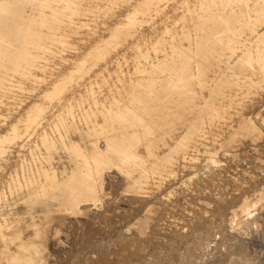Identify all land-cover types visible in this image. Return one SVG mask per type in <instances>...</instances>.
Wrapping results in <instances>:
<instances>
[{
  "label": "rangeland",
  "instance_id": "obj_1",
  "mask_svg": "<svg viewBox=\"0 0 264 264\" xmlns=\"http://www.w3.org/2000/svg\"><path fill=\"white\" fill-rule=\"evenodd\" d=\"M200 1L201 0H158V1L154 0L153 3L151 4L152 5L151 11H152L153 17L147 24L148 27L147 26L132 27L131 29L135 33L133 34L134 37H132L131 41H129L128 43L125 42L124 45L113 47L112 52L105 59L99 60L100 62L96 60L90 62V64L96 65L92 72V75L88 76V78H86L79 85H77L75 90H73L70 93L71 95L70 94L67 95V98L73 95H76L79 98L88 97L87 85L89 81L93 79V77L97 76L96 72L105 71L106 76H103V79L107 81V87L101 92V94H99L96 97L97 105L94 104L89 107L92 109H94L95 107L96 109V110L94 109V111L92 110L93 112L91 115L94 118H92L91 121L85 120L86 118L84 117V111L81 110L80 113H82V115H80L78 118H81L84 121H81V119H78V120L80 121L82 128H80L81 125H78L80 123L77 124L78 121L73 120L72 118L69 120V123H68L69 125L67 124L60 128L64 134L63 142L58 143L61 145L57 144L60 148L57 146L55 148L56 152L54 149L51 151V153L49 152L51 154L50 156L51 160L48 159L49 158L48 156L50 155L49 153L48 155L47 153H44L43 154L44 156L42 155L41 157L37 151H34L33 153V152H30L32 150L22 149L19 145L15 144L12 141L11 138L13 137H11V135L14 136V131L18 130L19 136L21 138L15 142L21 143L23 142L22 138L25 137L24 133H25V129L27 126L28 127L32 126V128L34 129L35 128L36 129L37 128H47L49 126L50 127L53 126V128H56L57 125L53 121L48 120L47 114H45V118L47 122L46 120H44L38 123H31L30 117L32 113L34 112L33 106L35 104L37 105V104L45 103L47 105L49 103L52 105V107L48 109V113L57 112V111H59L60 113H65L67 111L66 109L64 110L63 109L64 107L61 105V103H64L67 98L64 96L63 97L64 100H62L61 102L60 100L54 99V95H53L54 93H50L48 92V90L50 88L52 89L55 87L54 83L57 79V76H59L62 73L71 74L74 69H76L80 64L83 63V61L85 60L84 58L89 51L94 50L97 47H99L101 44H104L105 42H107L108 38L112 35L115 28L117 27L123 28L125 21L127 20L126 19L128 16L127 14H129V10H130L129 6H131L132 3H129V0H91L89 1L88 2L89 11L87 12V15L85 17H82V21L80 22L81 25H78L77 24L78 22H76V24H73L71 27L70 26L65 27L66 29H69L70 35L71 36L73 35L71 37L72 44H73L72 48L65 51L62 55L65 59L61 57H58L56 59H47V58H50L51 55L46 52L41 53L42 52L41 51L39 52L40 58L35 63L36 66L32 68V73L35 76L34 75L31 76V78L29 79V78L23 77L21 73L14 72V71L10 72V75H9L10 78L8 77L10 81L6 82L7 89L6 91H4L5 93L3 94V96H2V93H0V113H1L0 114V126H2L0 127V168H1L0 169V179L1 177L3 179L6 176H13V174H14L13 177L16 179V176L20 172H22L20 174L21 175L23 174V176H27V178H30L32 176L30 178L31 180H34V181L35 179L38 180L37 179L38 177H39V180L36 183L37 185L35 187L30 188V189L26 187V189L24 188L25 189L24 191V189L21 188L20 185H18V183L15 182V179L12 177V179L14 180V184L16 183L15 184L16 187L12 191L14 194L11 192L12 194L11 196H10V193L9 195H7L9 197L8 200H5L4 198L0 199V219L2 218V214L9 215L10 213H12L11 210L14 207L12 205V201H14L15 199L19 200L18 204L16 205V208L13 209L15 210L14 212H16L15 214L18 215L17 216L18 219L16 223H12L11 228L0 231V246L3 245V242H4L3 232L5 231L6 234H14V229L17 228L19 233H23L24 237L26 238V241L28 240L29 242V240L30 241L35 240L37 243H40L42 245L45 244V246H47V251L45 253V261L42 264H85V263L101 264L102 259H104L103 260V262L105 261L104 263L109 262V264H119V263L120 264H127V263L130 264L129 262H131L132 264L134 263L135 264L136 263L137 264L138 263L139 264H155V261L157 262L156 264H163L165 261L166 263L164 264H172L173 262H175L173 264H190V263L200 264L201 262H203L201 264H205V263L206 264H210V263L211 264H264V200H262L264 199V134H261V132L264 133V67H262L263 64L261 62V59H260V71L254 68V66L250 69L251 71L254 70L253 71L254 74L252 73L253 75L251 79L252 85L250 86L249 96H247V98L245 99H242V97H240L239 99L241 101L240 102L241 104L236 105L232 109L229 110V115H228L229 118H228V121H226V124L223 122L221 124L222 128L221 127L216 128L218 129V131L216 130L215 133L217 132L216 134L218 135V137H214L215 139H212L213 136H208V138H205L203 140L202 144L198 143L200 144L198 145L197 143H190L192 137H194V134H190V136H188L189 139L188 137L185 139L183 138V136H185L189 130L199 127L197 112L192 111L191 115L190 114L187 115L186 118L184 119L181 118V116L187 114V111L183 107L182 94L177 89L173 91L168 90V86L166 88H163L165 85L169 84V80L165 79L167 78V75L169 76V74L161 73L160 67H163L165 65L175 66L176 64L171 63V61L164 60V55L162 53V49L164 46H162V48L160 49L161 52H158L155 55H154L155 51H152L150 53L151 56L149 55V59L141 58L142 51H147L150 48V46L152 47V43H156L157 42L156 40H160L162 39V37H164L163 35L165 34H162V33H164L165 31L164 29L170 25L171 17L172 18L180 17L181 14L185 12L184 10H187L189 5L190 6L193 5L194 2H196L197 10L199 9L200 11H207L206 8H201L199 6ZM117 10L120 12H118ZM157 10H162V11L158 12ZM122 11L124 12L122 13ZM222 12L225 13V11H222ZM251 16H254V14H251ZM108 17H110L111 20H109ZM157 18H159V20ZM112 20H116V22ZM110 21L112 22L110 23ZM162 25L165 27H163ZM77 26H78V29L76 30V33L74 32L72 33V30L76 28ZM144 30L148 32L146 33ZM82 32H86V33H82ZM82 35H84L85 37H82ZM142 37L147 38V39L149 38L151 41V44L148 42V44L146 45V42L144 39H142ZM176 38L177 39L173 41L175 45H178L179 47H183V48H188L189 42H187V40H185L183 37H180V36H177ZM164 49H166V52L168 53L172 51L171 46L169 45H167V47H165ZM73 51L77 54H75ZM225 51H226V58L229 59L231 52H229V50H225ZM133 55L135 57H139V59H135ZM71 56H74V58H72ZM151 59H154V60H151ZM209 59L214 60V58H209ZM139 66H145L147 67V70L145 72L140 71ZM66 67L67 69H65ZM152 84H155L157 88L155 89L148 88ZM142 86L145 88L139 89ZM40 91L42 93H40ZM246 91L247 90L243 87L241 89L239 88L237 91H234V94L235 95H238V93L243 94ZM207 94L208 92H203L204 96ZM50 97H52L54 100L52 101ZM100 98H101V102H100ZM30 99L33 101H31ZM248 99H251V100L249 101ZM253 99H255L254 102H253ZM57 101H59V103ZM27 102L29 104H27ZM110 102L112 103L116 102V103L112 104ZM248 103L250 105H248ZM111 105L115 107L113 108ZM247 105H248V108H247ZM58 106L60 110H58ZM22 107L24 108L27 107V108L24 109ZM96 107L98 108V110ZM111 107L112 109L117 110L115 112H118V109L120 110V112H123V113L118 112L117 115L126 114V113L135 115L140 112L139 116H142V122L141 121L136 122L133 120L131 122L124 123L121 120L116 119L113 123H110L109 121H107V117H110V114L112 113ZM235 107H236V110H235ZM19 110H23V111L21 112ZM193 112H194V115H193ZM248 112L249 113L252 112V114L251 113L248 114ZM95 113L97 114L95 115ZM78 115H79V112H78ZM246 115H251L255 118L257 117L255 121L261 131L260 139L259 137L253 136L251 134L247 135L245 133L244 135L243 134L237 135L235 139H233L234 141L228 143L229 137L232 136V133L236 130V128L240 126L242 119ZM139 116H138V119H140ZM45 122L47 123V125ZM71 122H72V125L76 127L71 126ZM85 122H87V124ZM150 122L151 124H149ZM235 123H238L237 126ZM5 125H8L9 129ZM67 126H68V129H70L71 133L70 131L67 132L68 130ZM4 127H6L7 129ZM100 127H102L101 129L104 132L99 129ZM108 127H109V130H108ZM1 128H3L2 129L3 131H1ZM78 128L80 129L78 130ZM104 128H106L108 131L106 132ZM4 129H6L5 132H4ZM81 129L82 131L80 132ZM96 129H97V132H96ZM156 129H159V130H156ZM231 129L232 131H230ZM91 130L92 131L94 130L93 131L95 134L94 136ZM85 131L86 132L88 131L87 133H90V134H85ZM109 131L111 133H109ZM150 131L151 133L149 134L148 132ZM227 132H230V133L228 134ZM66 133H68V135ZM103 133L105 135H103ZM218 133H220V135ZM98 135L102 136V138L100 139V136L98 137ZM124 135H127V137L126 138L122 137ZM246 135L247 137L249 136L248 139ZM82 137H84V139H82ZM53 138L58 139V137H53ZM254 138L259 139V141L255 140ZM65 139L68 142L65 141ZM113 139H119L117 142V145L119 148L118 150H121V149L128 150L129 155L131 157L129 158L127 156L118 157L119 154L117 152L114 153V150L112 149L109 150L108 145L113 143ZM210 140L213 141V143L210 142ZM89 141L91 142L89 143ZM135 142L138 144L139 147H141L140 150H138L139 147L136 148L137 146L136 144L134 145ZM67 143L69 145L71 143L72 144L69 147H67ZM98 143L100 144L99 147L101 146L104 151L102 154V159L106 158L110 160V165L104 166V168L108 167L106 169V172H107L106 178L108 181L106 180V185H105L106 187H105V190L102 191V194L101 192H99L98 201H95V200L90 201L91 200L90 199L88 202L81 204L80 205L81 210L78 214H73L74 212L71 214H67V213H63L59 211L56 214L57 216L55 215L54 217V222L52 223V227L48 228L47 230L42 229L43 232L41 231V233L37 237L35 234L36 232H38L39 228L35 227L34 223L32 222L33 220L29 215V212L33 209L38 215L41 214L40 217H45L43 215H46L45 214L46 212H48L49 210L57 206H62L63 203H66L69 197L68 195L71 194V192L76 189L77 185L78 186L82 185V183L78 184V181L82 179L81 172L86 171L85 174L97 173V172L87 171L83 169V167H84L85 159H86L84 152L85 151L87 152L89 148L91 149L93 148V150L89 149V151L91 150L90 151L91 155L90 153H88L89 152L88 151L86 156L89 155V157H92V161H94L93 158H95V156L97 155L94 148L95 146H98ZM185 143H188V144L190 143V144L189 146L186 147L184 146ZM207 143H209L210 145ZM13 144L15 145V147ZM207 145L209 148L215 149L216 151L219 152L216 158L220 160V163L214 164L210 168H207L209 157L207 154H205ZM219 145L221 147H219ZM199 146H201L200 149H199ZM216 146L219 148H216ZM76 148L77 149L80 148V151L83 154L81 155V152L79 150L75 151ZM142 148H145V150ZM201 148H202V151H201ZM221 151H224V152H221ZM29 152L30 154H28ZM66 152L68 153V155ZM70 153L72 154L71 156L69 155ZM160 153H164V154L161 155ZM75 154L77 156H80L81 158L76 157ZM16 156L18 157L19 160L20 159L22 160V161L20 160L21 165H18L19 161ZM32 156L34 158L36 157L37 160L35 159L36 160L35 161ZM43 157L47 160L46 163ZM31 159L33 160L32 162H31ZM41 160H42V163H41ZM23 161L25 162L26 165L23 164ZM9 162L11 163L9 164ZM47 162H48V165H47ZM205 164L207 166H205L206 169L203 167L204 168L203 170V168H201L200 165L203 166ZM20 166L22 167L20 168ZM19 168L21 169V171ZM48 168L53 170L56 173L53 174L54 172L51 170L49 171ZM218 168L220 170L219 172L217 171ZM223 169L225 172H223ZM227 169H228V172H227ZM7 170H9V174H12V175L7 174L8 172ZM14 171L16 173H12ZM42 171L44 173L46 172L48 173L44 175ZM144 171H147V172L145 173ZM51 172H53L52 173L53 175L55 176L57 175L56 179L54 178L55 176H52ZM33 176L35 177L33 178ZM143 176H144V179H140V177L143 178ZM183 176L185 177L183 178ZM211 176H213L214 178ZM46 177L47 179H45ZM196 178L198 180H196ZM40 179L42 182L40 181ZM209 179L210 181L208 182ZM81 181L84 182V180H81ZM139 181H141V183H138ZM151 181H153V183ZM149 182L152 185L149 184ZM129 183L131 184V186L128 185ZM133 183H135V185ZM194 183L196 184V187ZM242 183L244 186L242 185ZM40 185H43L45 190L43 188V190L41 191ZM245 185L249 187H246ZM129 186L132 189H130ZM241 186L245 188L243 189V187ZM36 187L37 188L39 187L38 190ZM17 188H19L20 190ZM116 189H118V191ZM260 193H262L263 196ZM259 196L260 198L262 196V198L260 199ZM153 197L155 200L153 199ZM245 198H247L246 203L244 201L246 200ZM248 198L251 200H249ZM150 201H153V202H150ZM241 203H243V207ZM152 205H155V206L150 207ZM239 205L241 206L239 207ZM253 205H254V208L252 207ZM147 207H150L151 209ZM155 208L156 210H154ZM158 209H159V212L157 211ZM247 209H251V211L252 210L253 211L252 212L250 210L247 211ZM145 210H146V214H144ZM237 210L239 211L241 210L240 211L241 215L239 214V211ZM204 211H205V214L203 213ZM245 211H247V213ZM149 212H151L152 215H150ZM154 213H156V216L157 215L158 216L154 217L153 216ZM138 215H142V216L139 217ZM149 215L152 217V219L149 218L150 217ZM137 216L138 218L136 219ZM221 216L223 218H221ZM225 217L227 218V220ZM229 218H231L232 220L231 219L229 220ZM146 219H148L147 220L148 223L147 221H145ZM150 219L154 223H152ZM133 220H136V221L134 222ZM142 220L145 221V223ZM131 221L133 222V224ZM138 221H140L141 224L143 225L138 224ZM134 223L135 225L138 224L137 225L138 229L139 228L141 229V227L143 226L142 227L143 230L141 231L145 232V230L147 229V231L145 232L146 234L145 236L143 232L138 231V229H136V226L134 225ZM190 223L191 225L193 224L192 226L194 227H191ZM228 223L230 224V226ZM130 224L133 226V228H135V230L132 229ZM149 224L150 225L153 224V225L150 226ZM125 225L128 226L129 228L126 227ZM213 225H216V226H213ZM222 225L224 227L225 226L229 227V229L228 228L225 229L227 234H225L226 232H224V227H222ZM147 226L149 228H144ZM220 226L222 227V229ZM122 227H124V229ZM153 227L154 228L156 227V228L153 229ZM205 227H206V230H205ZM57 228L62 230L60 239H58L59 236H56V233L54 232L55 229ZM192 229H194L193 231L195 232H194V235L190 236L189 232L191 233ZM123 230L125 231L128 230V232L121 234ZM184 230H185V233H184ZM204 230L207 231V233ZM137 231L139 233H142L143 236L141 234H138ZM228 231L232 232V234H229ZM151 234L152 235L154 234L155 236L153 235L154 237L153 236L151 237ZM161 234H162V237H160ZM137 235H140V236H137ZM208 235L209 236L211 235L210 238L216 235L221 237L222 244L220 243V245H218V249L216 250L219 252V249L224 248V249H221V251L223 250V253H221L222 256L218 255L220 254L221 251L218 253L217 251H214V250L212 251L217 253V257L215 253L212 251H206L207 254L204 253L200 255L201 248L204 246L205 242L207 241ZM209 236H208V241L210 239ZM231 236L233 237V239ZM136 237H137V242H136ZM149 237L151 238L149 239ZM195 237L197 241L195 240ZM202 237L204 238L206 237L205 238L206 241H203L204 238ZM114 238L116 242L114 241ZM138 238L140 239L141 242H139ZM162 238L164 240H162ZM172 238H174V240H172ZM163 241H166V242H163ZM172 242L174 243L172 244ZM224 242L227 243L226 246ZM141 243L142 244L144 243V244L142 245ZM186 243L188 245L191 243L194 246H196V248L192 247L193 245L191 244L188 246ZM144 245L146 248L144 247ZM138 246L139 248L141 247V249L137 248ZM14 247L15 245L13 244L12 248ZM226 247L228 248L227 251H226ZM125 248H127L126 251H125ZM142 248H145V249H142ZM193 248H195L196 250L195 249L193 250ZM192 251L195 252V253L193 252L195 256L192 253ZM196 251H199V254ZM150 252H152L151 256L148 255V253L150 254ZM137 253L138 255H135ZM167 253H169V255ZM116 254H118L119 257ZM192 254L193 256H190ZM186 255L188 258L186 257ZM204 255L206 256L204 257ZM210 255L211 256L213 255L212 256L213 258L210 257ZM92 256L94 257V261L92 260L93 259ZM115 256L118 258L116 259ZM120 256L122 257V259L120 258ZM143 256L146 258L149 256L148 260L146 259L148 263H145L147 261H144L145 259ZM171 256L172 258H170V260H172V262L169 260V257ZM129 257L132 259V261L130 260ZM198 257L201 258L202 260L199 259ZM98 258L100 259L99 262L97 260ZM167 258H168V261H170L171 263L167 261ZM88 259H90L91 261ZM191 259H193L194 262H192ZM174 260L179 261V262L176 263V261ZM190 260L191 262L187 263V261H190ZM196 260L198 261L200 260V262L196 263L197 262ZM209 260L212 262H209ZM110 261H113V262H110ZM0 264H4L1 262V257H0Z\"/></svg>",
  "mask_w": 264,
  "mask_h": 264
},
{
  "label": "bare ground",
  "instance_id": "obj_2",
  "mask_svg": "<svg viewBox=\"0 0 264 264\" xmlns=\"http://www.w3.org/2000/svg\"><path fill=\"white\" fill-rule=\"evenodd\" d=\"M91 0H0V93L3 94L5 93L4 91H6L7 89V84L6 82L10 81L9 80V75L11 71L14 72H18L21 73V75L25 78H31V76H33L34 74L32 73V68L36 66V62L38 61V59L40 58V54L39 52L43 53H49L51 56L50 58L47 59H56L58 57H61L63 59H65L62 55L65 51L69 50L72 48V36L70 35V31L69 29H66L65 27L67 26H72L73 24H76V22H78V25H81L80 22L82 21V17H85L87 15V12L89 11L88 8V2ZM154 0H129V3H132L131 6H129L130 10H129V14H127V20L125 21V24L122 27H117L115 28V30L113 31L112 35L108 38L107 42H105L104 44H101L99 47H97L94 50L89 51L86 56H85V60L83 61L82 64H80L76 69L73 70V72L71 74H65L62 73L59 76H57V79L55 81V87L54 88H50L48 90V92L50 93H54V99L60 100L62 102L63 97L65 96L67 98V95H69L73 90H75V88L77 87V85H79L82 81H84L86 78H88V76L92 75V72L95 68V64H90V62L92 61H99L102 59H105L111 52L113 47H118L121 45H124L125 42L128 43L129 41H131L133 34L135 33L134 31H132V27L134 26H147V24L149 23V21L152 19L153 14H152V3ZM158 1V0H157ZM118 2V1H117ZM155 3V2H154ZM95 5V4H94ZM111 5V4H109ZM194 5V6H193ZM193 5H189L187 10H184L185 12L183 14H181L180 17L178 18H172L171 17V21H170V25L167 26L164 30L165 34L163 35L164 37H162V39L160 40H156V43H152V47L150 46V48L147 51H142V56L141 58H146L149 59V55L152 51H155L154 55L158 52H161V48L162 46V53L164 55V60H168L171 61V63L176 64L175 66H163L160 67V72L161 73H168L169 76L167 75V78H165L166 80H169V84L165 85L163 88H166L168 86V90H179L180 93L183 96V107L184 109L187 111V114L181 116V118H186L187 115H191L192 111H196L197 112V117H198V123H199V127L191 129L187 132V134L185 136H183V138H187L188 136H190V134H194V137H192L190 143H203V140L205 138H208V136H213L212 139H215L214 137H218V135L215 133V131L218 129H216L217 127L220 128L221 124L224 122L226 124V121H228V115H229V110L232 109L234 106L241 104L240 102V97H242V99L247 98V96H249L250 93V86L252 85V73L254 74V70L251 71L250 69L254 66V68H256L257 70L260 71V59L262 62V67H264V0H201L200 1V7L201 8H206L207 11H200L199 9L197 10V6H196V2L193 3ZM102 6V5H101ZM117 6V5H116ZM122 6V5H121ZM163 6V5H162ZM95 8V7H94ZM109 8V6H108ZM126 8V7H125ZM170 8V6H169ZM104 9V7H103ZM102 9V10H103ZM113 9V8H112ZM115 9V8H114ZM100 10V9H99ZM116 10V9H115ZM121 10V9H120ZM163 10V9H162ZM162 10H157L158 12L162 11ZM101 11V10H100ZM104 11V10H103ZM111 11V10H110ZM108 11V12H110ZM114 11V10H112ZM118 11V10H117ZM172 11V10H171ZM222 11H225V13H223ZM120 12V11H118ZM124 11H122L123 13ZM113 13V12H111ZM164 13V12H163ZM227 13V14H226ZM101 14V13H100ZM251 14H254V16H251ZM108 15V14H107ZM111 15V14H110ZM109 15V16H110ZM114 15V14H113ZM120 15V14H118ZM167 15V14H166ZM180 15V14H179ZM105 16V15H104ZM171 16V15H170ZM113 17V16H112ZM116 17V16H115ZM102 18V16H101ZM109 20L110 17H108ZM113 19V18H112ZM159 20V18H157ZM86 20V19H85ZM162 20V19H161ZM115 21L116 20H112ZM110 21V23L112 22ZM157 21V20H156ZM103 22V21H102ZM153 22V21H152ZM107 23V22H106ZM159 23V22H158ZM166 23V22H165ZM100 25V24H99ZM107 25V24H106ZM151 25V24H150ZM159 25V24H158ZM101 26V25H100ZM163 26V25H162ZM69 27V28H70ZM96 27V26H95ZM148 27V26H147ZM154 27V26H153ZM152 27V28H153ZM165 27V26H163ZM162 27V29H163ZM126 28V29H125ZM145 28V27H144ZM157 28V27H156ZM78 29V26L76 28H74L72 30V33H76V30ZM128 29V31H127ZM131 29V30H130ZM102 30V29H101ZM148 30V29H147ZM150 30V29H149ZM156 30V29H155ZM106 31V30H105ZM145 31V30H144ZM157 31V30H156ZM101 32V31H100ZM146 32V31H145ZM144 32V33H145ZM148 32V31H147ZM146 32V33H147ZM158 32V31H157ZM82 33H86V32H82ZM160 33V32H159ZM102 34V33H101ZM149 34V33H148ZM81 35V34H80ZM90 35V34H89ZM105 36V35H104ZM109 36V35H108ZM177 36L183 37L185 40H187V42H189L188 44V48H183V47H179L178 45H175L173 43L174 40H176ZM77 37V36H76ZM82 37H85L84 35H82ZM81 37V38H82ZM158 37V36H157ZM79 38V37H78ZM77 38V39H78ZM80 38V39H81ZM100 38V37H99ZM86 39V38H85ZM89 39V38H88ZM98 39V37H97ZM142 39L145 40L146 45L148 44V42L151 44L150 39L148 40L147 38L142 37ZM170 40V41H168ZM92 41V40H91ZM97 41V40H96ZM87 43V42H86ZM94 43V42H92ZM96 43V42H95ZM77 44V43H76ZM130 44V43H129ZM155 44V45H153ZM81 45V44H80ZM89 45V44H87ZM167 45L171 46L172 51L170 53L166 52V49H164L165 47H167ZM214 45V46H213ZM213 46V47H212ZM81 47V46H80ZM88 47V46H86ZM178 48V49H177ZM81 49V48H80ZM79 49V50H80ZM140 49V47H139ZM75 50V49H74ZM225 50H229V52H231L230 58H226V51ZM125 51V50H124ZM131 51V49H130ZM74 52V51H73ZM77 52V51H76ZM139 52V51H138ZM141 52V51H140ZM69 53V52H68ZM67 53V55H68ZM72 53V52H71ZM75 53V52H74ZM73 53V54H74ZM84 53V52H82ZM128 53V52H127ZM77 54V53H75ZM79 54V53H78ZM133 54V53H132ZM131 54V55H132ZM160 54V53H159ZM43 56V55H42ZM65 56V55H64ZM134 56V55H133ZM151 56V55H150ZM157 56V55H156ZM72 58H74V56H71ZM80 57V56H79ZM163 57V56H162ZM135 59H139V57H135ZM209 58H214V60H210ZM218 60H217V59ZM109 59V58H108ZM68 60V59H67ZM154 60V59H151ZM71 61V60H70ZM64 62V61H63ZM74 62V61H73ZM100 62V61H99ZM115 62V61H114ZM139 62V61H138ZM257 64V65H256ZM60 65V64H59ZM67 65V64H66ZM135 65V64H134ZM51 66V65H50ZM71 66V65H70ZM101 67V66H100ZM37 68V67H36ZM70 68V67H69ZM136 68V67H135ZM21 69V70H20ZM67 69V67L65 68ZM120 69V68H119ZM97 70V69H96ZM101 70V69H100ZM114 70V69H113ZM139 70L145 72L147 70V67L145 66H139ZM63 71V70H62ZM99 71V70H98ZM136 71V69H135ZM95 72V71H94ZM126 73V72H125ZM135 73V72H134ZM139 73V72H138ZM54 75V74H53ZM96 77H93L92 80L89 81L88 85H87V92H88V97L86 98H79L76 95L73 96H69L66 101L64 103H61V105L64 107L63 109L67 110L65 113H60L59 111L57 112H50L48 113V109L52 107L51 104H35L33 106L34 108V112L32 113L31 117H30V122L31 123H38V122H42L44 120H46L45 118V114H47V118L49 121H53L57 126L56 128L47 127V128H32L31 127H26L25 129V137H23V142H15L18 141V139H20L21 137L19 136V131L15 130L14 131V136L11 135L12 141L19 145L22 149H29L32 150L30 152L37 151L40 156L42 157V155L44 153H48L54 149L56 152V147L58 145L59 142H63V132L60 129L62 126H65L69 123V120L72 118L73 120H77V124L80 123V121L78 118L80 115H82V113H80L81 110L84 111V117L86 118V121H91L92 118H94L91 114L94 111V109L89 108L90 106L96 104L97 100L96 97L101 94V92L106 89L107 87V81H105V79H103V76H106L105 71L102 72H96ZM121 75V74H120ZM132 75V74H131ZM35 76V75H34ZM38 76V75H37ZM108 76V75H107ZM114 76V75H112ZM137 76V74H136ZM9 77V78H8ZM122 77V76H121ZM120 77V78H121ZM15 78V77H14ZM53 79V78H52ZM116 79V77H115ZM89 80V79H88ZM54 81V80H53ZM118 81V80H117ZM116 81V82H117ZM51 82V81H50ZM139 82V81H138ZM14 83V82H13ZM48 83V82H47ZM29 84V83H28ZM118 84V83H117ZM137 84V83H136ZM82 85V84H81ZM119 85V84H118ZM20 86V85H19ZM245 88L247 91L243 94L238 93V95L234 94V91H237L239 88ZM43 88V87H42ZM45 88V87H44ZM49 88V87H48ZM145 87H140L139 89H142ZM148 88L151 89H155L157 88V86L155 84L150 85ZM118 90V89H117ZM136 91V90H135ZM142 91V90H141ZM232 91V92H231ZM76 92V91H75ZM120 92V91H119ZM203 92H208L207 95H203ZM40 93H42L40 91ZM84 93V92H82ZM121 93V92H120ZM36 94V93H35ZM34 94V95H35ZM39 94V93H38ZM87 94V93H86ZM105 94V93H104ZM110 94V92H109ZM71 95V94H70ZM244 95V96H242ZM110 96V95H109ZM7 97V96H6ZM49 97V96H48ZM139 97V96H138ZM253 97V96H252ZM23 98V97H22ZM38 98V97H37ZM103 98V97H102ZM122 98V96H121ZM124 98V97H123ZM255 98V97H254ZM50 99L53 101L54 99L52 97H50ZM6 100V99H5ZM4 100V101H5ZM31 100V99H30ZM37 100V99H36ZM124 100V99H123ZM249 101L251 99H248ZM247 100V101H248ZM255 99H253L254 102ZM257 100V99H256ZM7 101V100H6ZM33 101V100H31ZM30 101V102H31ZM38 101V100H37ZM41 101V100H40ZM46 101V100H45ZM2 102V101H1ZM12 102V101H11ZM14 102V101H13ZM49 102V101H48ZM59 103V101H57ZM100 102H101V98H100ZM53 103V102H51ZM112 103V102H110ZM116 103V102H115ZM112 103V104H115ZM250 103V102H249ZM248 103V105H250ZM27 104H29L27 102ZM102 104V103H101ZM157 104V103H156ZM253 104V103H252ZM2 105V104H1ZM6 105V104H5ZM25 105V104H24ZM97 105V104H96ZM247 105V108H248ZM112 106V105H111ZM117 106V104H116ZM244 106V105H243ZM113 107V106H112ZM111 107V109H112ZM115 107V106H114ZM113 107V108H114ZM245 107V106H244ZM24 108V107H22ZM21 108V109H22ZM27 108V107H26ZM24 108V109H26ZM97 108V107H96ZM169 108V107H168ZM242 108V107H240ZM239 108V109H240ZM246 108V107H245ZM23 109V110H24ZM12 110V109H11ZM23 110H19V111H23ZM58 110L59 106H58ZM93 110V111H92ZM96 110V109H95ZM98 110V108H97ZM236 110V107H235ZM245 110V109H244ZM248 110V109H247ZM2 111V109H1ZM112 113L110 114V117H107V121H109L110 123H113L116 119L121 120L122 122H131V121H136L142 122V116H139L140 112L135 114V115H131V114H118L119 113H123L120 112V110L118 109V112H115L117 110L112 109L111 110ZM5 112V110H4ZM79 112V115H78ZM103 112V111H102ZM166 112V111H165ZM19 113V112H18ZM86 113V114H85ZM154 113V112H153ZM236 113V112H235ZM246 113V112H245ZM252 114V112H250ZM248 112V114H250ZM1 114V113H0ZM97 113H95L96 115ZM103 114V113H102ZM101 114V115H102ZM237 114V113H236ZM247 114V113H246ZM254 114V113H253ZM256 114V113H255ZM18 115V114H16ZM99 115V114H98ZM97 115V116H98ZM109 115V114H108ZM194 115V112H193ZM242 115V113H241ZM240 115V116H241ZM14 116V115H13ZM92 116V117H91ZM121 116V117H119ZM138 116L140 117V119H138ZM172 116V115H171ZM255 116V115H254ZM25 117V116H24ZM102 117V116H101ZM155 117V116H154ZM233 117V116H232ZM244 117V116H243ZM259 117V116H258ZM12 118V117H11ZM90 118V119H89ZM156 118V117H155ZM168 118V117H167ZM236 118V117H235ZM257 118V117H256ZM255 117L251 116V115H246L241 123L240 126L238 128H236V130L232 133V136H228V143L234 141L233 139H235V137L239 134H247V135H253L256 137H259L260 139V128L257 125L255 119ZM191 120V119H189ZM232 120V119H231ZM8 121V119H7ZM14 121V119H13ZM48 121V122H49ZM81 121H84L81 119ZM162 121V120H161ZM238 121V120H237ZM47 122V120H46ZM45 122V123H46ZM73 122V121H72ZM71 122V126L72 125ZM170 122V121H169ZM192 122V121H191ZM9 123V122H8ZM44 123V122H43ZM87 124V122H85ZM94 123V122H93ZM190 123V122H189ZM7 124V123H6ZM85 124V125H86ZM151 124V122L149 123ZM166 124V123H165ZM182 124V123H181ZM236 126L238 123H235ZM234 124V126H235ZM34 125V124H33ZM47 125V123H46ZM45 125V126H46ZM51 125V124H50ZM69 125V124H68ZM78 125H81L78 124ZM84 125V127H85ZM153 125V124H152ZM8 128V125H5ZM21 126V125H20ZM44 126V124H43ZM100 126V125H99ZM102 126V125H101ZM180 126V125H179ZM226 126V125H224ZM2 127V126H0ZM17 127V126H16ZM70 127V126H69ZM76 127V126H73ZM72 127V129H73ZM6 128V127H4ZM6 128V129H7ZM82 128V125L81 127ZM78 128V130L80 129ZM87 128V127H86ZM102 127H100L99 129H101ZM107 128V127H106ZM104 128L106 130V132L108 130ZM154 128V127H153ZM222 128V127H221ZM230 128V127H229ZM3 128H1V131ZM4 129V132L5 130ZM9 129V128H8ZM23 129V128H22ZM33 129V130H32ZM68 129V126H67ZM66 129V130H67ZM90 129V128H89ZM164 129V128H163ZM168 129V128H167ZM113 130V129H112ZM111 130V131H112ZM159 130V129H156ZM228 130V129H227ZM70 129L67 130V132H69ZM82 131V129L80 130V132ZM92 131V130H91ZM94 131V130H93ZM93 136L95 135L94 132ZM103 131V130H102ZM232 131V129L230 130ZM66 132V131H65ZM88 132V131H87ZM85 131V134H90L87 133ZM97 132V129H96ZM104 132V131H103ZM220 132V131H219ZM225 132V131H224ZM71 133V131H70ZM109 133H111L109 131ZM115 133V132H114ZM149 134L151 133L148 132ZM181 133V132H180ZM185 133V132H183ZM228 134L230 132H227ZM68 135V133H66ZM77 134V133H76ZM75 134V135H76ZM81 134V133H80ZM97 134V133H96ZM100 134V132H99ZM132 134V133H130ZM220 135V133H218ZM261 134H264L261 132ZM72 135V134H71ZM79 135V134H78ZM84 135V134H82ZM92 135V134H91ZM103 135H105L103 133ZM110 135V134H109ZM222 135V133H221ZM246 135V137H247ZM100 135H98L99 137ZM252 136V137H253ZM53 137H58V139H54ZM81 137V136H80ZM96 137V136H95ZM115 137V136H114ZM124 138L127 137V135L122 136ZM120 137V138H122ZM226 137V138H228ZM240 137V136H239ZM102 138V136H100V139ZM104 138V137H103ZM118 138V136H117ZM182 138V139H183ZM223 138V137H222ZM225 138V139H226ZM244 138V136H243ZM249 138V136L247 137V139ZM67 139V138H66ZM65 139V141H67ZM74 139V137H73ZM77 139V138H76ZM82 139H84V137H82ZM92 139V137H91ZM94 139V138H93ZM189 139V137H188ZM211 139V138H209ZM242 139V138H241ZM252 139V138H251ZM255 139V138H254ZM253 139V140H254ZM259 139H255L258 140ZM95 140V139H94ZM119 139H113V143L108 145L109 150H114V153L117 152L119 156H127L128 158L131 157L129 155L128 150L126 149H121L118 150V142ZM222 140V139H221ZM220 140V142H221ZM252 140V141H253ZM254 140V141H255ZM108 141V140H107ZM68 142V141H67ZM73 142V141H72ZM88 142V141H87ZM91 141H89L90 143ZM101 142V141H99ZM170 142V141H169ZM210 142L213 143V141L210 140ZM219 142V141H218ZM219 142V143H220ZM225 142V141H224ZM78 143V142H76ZM88 143V144H89ZM189 143V144H190ZM211 143V144H212ZM253 143V142H252ZM58 144V145H57ZM72 144V143H71ZM70 144V145H71ZM95 144V143H93ZM106 144V142H105ZM138 144L135 142L134 145ZM188 143H185L184 146H189ZM209 144V143H207ZM257 144V143H256ZM255 144V145H256ZM14 145V144H13ZM67 143V147L70 146ZM99 143L98 146H95V152L97 153V155L95 156L94 161H92V157H89V155L86 156L88 151L84 152V155L86 157L85 159V164L83 169L90 171V172H97L94 174L91 173H87L85 174L86 171L81 172V180L83 181H78V184H81V186H78L77 183V187L75 190H73L71 192V194H69L68 199L66 201V203H63L62 206H57L51 210H49L48 212H46V215H43L45 217H40V215H38L33 209L29 212L30 217L32 218V222L34 223L35 227H38V232H36V236L38 237V235L41 233L42 229H48L50 227H52V223L54 222V217L55 215L61 211L63 213H67V214H78L80 212V205L88 202L90 199V201L95 200L98 201V195L99 192L105 190V185H106V169L108 168H104L105 165H110V160L108 159H102V154H103V149L100 146L99 147ZM200 145V144H198ZM197 145V146H198ZM206 145V144H205ZM210 145V144H209ZM213 145V144H212ZM216 145V144H215ZM227 145V144H226ZM253 145V144H252ZM9 146V145H7ZM18 146V148H19ZM73 146V145H72ZM91 146V145H90ZM259 146V145H257ZM256 146V147H257ZM12 147V146H11ZM15 147V145H14ZM59 147V146H58ZM81 147V146H80ZM195 147V146H194ZM201 146H199L200 149ZM206 150H205V154L208 155L209 157V162H208V166L205 165H200L201 168H205V166H207V168H210L212 165L214 164H218L220 163V160H218L216 158V156L218 155V151H216L215 149H211L208 147V145L206 146ZM219 147H221L219 145ZM216 146V148H219ZM13 148V147H12ZM60 148V147H59ZM104 148V147H103ZM141 147H139L138 150H140ZM197 148V147H196ZM203 148V147H202ZM201 148V151H202ZM224 148V147H223ZM86 149V148H85ZM145 150V148H142ZM204 149V148H203ZM61 150V149H60ZM80 151L79 149H75V151ZM93 150V148L91 149ZM90 150V151H91ZM131 150V148H130ZM10 151V150H8ZM7 151V152H8ZM12 151V150H11ZM17 151V150H16ZM21 151V149H20ZM90 151L88 153H90ZM198 151V150H197ZM30 152L28 154H30ZM36 152V153H37ZM54 152V153H55ZM62 152V151H61ZM64 152V151H63ZM81 152V151H80ZM157 152V151H156ZM162 152V151H161ZM191 152V151H190ZM224 152V151H221ZM220 152V153H221ZM18 153V152H17ZM37 153V154H38ZM49 153V154H50ZM67 153V152H66ZM196 153V152H195ZM14 154V152H13ZM26 154V153H25ZM32 154V153H31ZM57 154V153H56ZM63 154V153H62ZM80 154V153H79ZM83 153L81 152V155ZM146 154V153H145ZM161 155L164 153H160ZM16 155V154H15ZM36 155V154H35ZM68 155V153H67ZM70 156L72 155L71 153L69 154ZM76 155V154H75ZM91 155V153H90ZM18 156V155H17ZM16 156V157H17ZM37 156V155H36ZM39 156V155H38ZM39 156V157H40ZM44 156V155H43ZM51 154L48 156L49 160H51L50 157ZM195 156V155H194ZM4 157V156H3ZM14 157V158H16ZM24 157V156H23ZM21 157V158H23ZM33 157V156H32ZM31 157V158H32ZM58 157V156H57ZM76 157H80L77 156ZM112 157V156H111ZM116 157V158H118ZM202 157V156H201ZM34 158V157H33ZM44 158V157H43ZM42 158V159H43ZM56 158V157H55ZM72 158V157H71ZM81 158V157H80ZM8 159V158H7ZM12 159V158H11ZM18 159V157H17ZM36 159V157L34 158V160ZM45 159V158H44ZM53 159V158H52ZM115 159V158H113ZM127 159V158H126ZM164 159V157H163ZM162 159V160H163ZM184 159V158H182ZM200 159V158H199ZM10 160V159H9ZM21 160V159H20ZM20 160L18 165L20 164ZM37 160V159H36ZM35 160V161H36ZM77 160V159H76ZM79 160V159H78ZM227 160V159H225ZM5 161V159H4ZM22 161V160H21ZM33 160L31 159V162ZM40 161V159H39ZM46 159H45V163H46ZM53 161V160H52ZM81 161V160H80ZM185 161V160H184ZM12 162V161H11ZM9 162V164L11 163ZM15 162V160H14ZM13 162V163H14ZM54 162V161H53ZM76 162V161H75ZM95 162V163H94ZM131 162V161H130ZM196 162V161H195ZM203 162V161H202ZM223 162V161H222ZM226 162V161H225ZM28 163V162H27ZM36 163V162H35ZM42 163V160H41ZM40 163V164H41ZM50 163V162H49ZM56 163V162H55ZM181 163V162H180ZM2 164V162H1ZM16 164V163H15ZM13 164V165H15ZM23 164H25V162L23 161ZM39 164V162H38ZM182 164V163H181ZM6 165V164H5ZM4 165V166H5ZM31 165V164H29ZM42 165V164H41ZM48 165V162H47ZM129 165V164H128ZM82 166V165H81ZM229 166V165H228ZM22 166H20L21 168ZM26 167V166H25ZM31 167V166H30ZM35 167V165H34ZM52 167V166H51ZM221 167V166H220ZM225 167V165H224ZM5 168V167H4ZM19 168V169H20ZM200 168V169H201ZM203 168V170H204ZM1 169V168H0ZM30 169V168H29ZM49 169V168H48ZM53 169V168H52ZM80 169V168H79ZM82 169V168H81ZM229 169V168H228ZM227 169V172H228ZM10 170V169H9ZM9 170H7V174H9ZM51 169H49L50 171ZM202 170V169H201ZM21 171V169H20ZM44 171V170H43ZM42 171V172H43ZM47 171V170H46ZM53 171V170H51ZM206 171V170H205ZM218 172L220 171L219 168L217 170ZM36 172V171H35ZM40 172V171H39ZM45 172V171H44ZM43 172V173H44ZM54 172V171H53ZM51 172V174L53 173ZM109 172V171H108ZM145 173L147 171H144ZM201 172V171H200ZM199 172V173H200ZM223 172L224 169H223ZM5 173V172H4ZM12 173H16L15 171ZM22 173V172H20ZM18 174L16 176V179L13 176H6L5 178L0 179V199H5L8 200V196L10 193V196L12 195L11 192L13 191V189L16 187V183L14 184V180L12 179V177L15 179V182L18 183V185H20L21 188H25L28 187L33 188L35 187L39 180V177L37 178L38 180L35 179L31 180L30 178H27V176H23V174ZM42 173V174H43ZM48 173V172H46ZM46 173H44V175H46ZM50 173V172H49ZM56 172H54L53 174H55ZM111 173V172H110ZM189 173V172H188ZM250 173V172H249ZM2 174V173H1ZM6 174V173H5ZM37 174V173H36ZM41 174V175H42ZM52 176H55L53 175ZM12 175V174H9ZM38 175V174H37ZM40 175V173H39ZM188 175V174H187ZM204 175V174H203ZM227 175V174H226ZM5 176V175H4ZM22 176V177H21ZM36 176V175H35ZM33 176V178L35 177ZM49 176V175H48ZM47 176V177H48ZM51 176V175H50ZM57 176V175H56ZM56 176L54 177L56 179ZM201 176V174H200ZM232 176V175H231ZM241 176V175H240ZM245 176V175H244ZM44 177V176H43ZM47 177L45 179H47ZM150 177V176H149ZM185 176H183L184 178ZM213 177V176H211ZM242 177V176H241ZM32 178V179H33ZM50 178V177H49ZM79 178V177H78ZM199 178V177H198ZM214 178V177H213ZM237 178V177H236ZM140 179H144L140 177ZM150 179V178H149ZM152 179V178H151ZM158 179V178H157ZM202 179V178H201ZM235 179V178H234ZM256 179V178H255ZM49 180V179H48ZM175 180V179H174ZM194 180V179H193ZM196 180H198L196 178ZM195 180V181H196ZM230 180V179H229ZM258 180V179H257ZM41 181V179H40ZM108 181V180H107ZM143 181V180H141ZM141 181H139L138 183H141ZM179 181V180H178ZM177 181V182H178ZM207 181V180H206ZM205 181V182H206ZM210 181V179L208 180V182ZM233 181V180H232ZM237 181V180H236ZM42 182V181H41ZM77 182V181H75ZM135 182V181H134ZM153 183V181H151ZM194 182V181H193ZM244 182V181H243ZM119 183V182H118ZM136 183V182H135ZM135 183H133L135 185ZM137 183V184H138ZM144 183V182H143ZM42 184V183H41ZM132 184V185H133ZM148 184V183H147ZM149 184H151L149 182ZM177 184V183H176ZM195 184V183H194ZM246 184V183H245ZM259 184V183H258ZM84 185V186H83ZM125 185V184H124ZM128 185L131 186V184L129 183ZM152 185V184H151ZM221 185V184H220ZM239 185V184H238ZM243 185V183H242ZM41 187V191L43 190L44 186L40 185ZM129 186V187H130ZM137 186V185H136ZM135 186V187H136ZM154 186V184H153ZM167 186V185H166ZM244 186V185H243ZM241 186V187H243ZM246 187H249L247 185H245ZM253 186V185H252ZM51 187V186H50ZM128 187V188H129ZM196 187V184H195ZM202 187V186H201ZM222 187V186H221ZM260 187V186H259ZM262 187V186H261ZM37 188V187H36ZM39 188V187H38ZM37 188V190H38ZM81 188V189H79ZM245 187H243L244 189ZM19 189V188H17ZM24 189V191H25ZM130 189H132L130 187ZM156 189V188H155ZM222 189V188H221ZM20 190V189H19ZM40 190V189H39ZM45 190V188H44ZM118 191V189H116ZM196 190V189H195ZM249 190V189H248ZM244 191V190H243ZM15 192V190H14ZM44 192V191H43ZM13 193V192H12ZM17 193V191H16ZM263 193V192H262ZM260 193L262 196L263 194ZM14 194V193H13ZM261 196V198H262ZM158 197V196H157ZM186 197V196H185ZM141 198V197H140ZM183 198V197H182ZM260 198V196H259ZM260 198V199H261ZM154 199V197H153ZM195 199V198H194ZM193 199V200H194ZM247 201V198H245ZM249 199V198H248ZM135 200V199H134ZM151 200V199H150ZM155 200V199H154ZM162 200V199H160ZM196 200V199H195ZM251 200V199H249ZM257 200V198H256ZM264 200V199H262ZM261 200V201H262ZM17 199H15L14 201H12V205L14 206L11 210L12 213L8 214H2V218L0 219V231L9 229L12 227V223H16L17 219H18V215L15 214L16 212H14L16 208V205L18 204ZM242 201V202H244ZM153 202V201H150ZM149 202V203H150ZM253 202V201H252ZM256 202V201H255ZM263 202V201H262ZM160 203V202H159ZM258 203V202H257ZM256 203V204H257ZM260 203V202H259ZM143 204V203H142ZM167 204V203H166ZM242 207H243V203ZM250 204V203H248ZM11 205V204H10ZM252 205V204H250ZM155 205H152L150 207H154ZM241 205H239L240 207ZM260 206V205H259ZM147 207V208H150ZM158 207V206H157ZM156 207V208H157ZM249 207V206H248ZM247 207V208H248ZM254 208V205L252 206ZM258 207V206H257ZM256 207V208H257ZM146 208V209H147ZM156 208L154 210H156ZM151 209V208H150ZM160 209V207H159ZM159 209L157 210L159 212ZM245 209V208H244ZM30 210V209H29ZM149 210V209H148ZM147 210V211H148ZM196 210V209H195ZM246 210V209H245ZM251 209H247V211ZM239 211V210H237ZM241 211V210H240ZM239 211V214H240ZM247 211H245L247 213ZM253 211V210H252ZM251 211V212H252ZM146 214V210L144 211ZM152 212V210H151ZM151 212H149L150 215ZM154 212V211H153ZM156 212V211H155ZM200 212V211H199ZM148 213V212H147ZM173 213V212H172ZM175 213V212H174ZM184 213V212H183ZM187 213V212H186ZM205 214V211L203 212ZM244 213V212H243ZM143 214V213H142ZM159 214V213H158ZM203 214V215H204ZM149 215V216H150ZM202 215V214H200ZM238 215V214H237ZM241 215V214H240ZM243 215V214H242ZM57 216V215H56ZM139 217L142 215H138ZM138 216L136 217V219L138 218ZM147 216V215H146ZM154 217L156 216V213H154L153 215ZM158 216V215H157ZM156 216V217H157ZM172 216V215H171ZM214 216V215H213ZM229 216V215H228ZM247 216V215H246ZM252 216V215H251ZM250 216V217H251ZM40 217V218H39ZM176 217V216H175ZM216 217V216H215ZM218 217V215H217ZM220 217V216H219ZM227 217V216H226ZM225 217V218H226ZM39 218V219H38ZM142 218V217H141ZM140 218V219H141ZM144 218V217H143ZM149 218L152 219V217L150 216ZM184 218V217H183ZM209 218V217H208ZM214 218V217H213ZM212 218V219H213ZM221 218H223L221 216ZM224 218V220H225ZM59 219V218H58ZM64 219V218H63ZM135 219V218H134ZM139 219V220H140ZM145 219V218H144ZM150 219V220H151ZM217 219V218H216ZM231 218H229L230 220ZM56 220V219H55ZM148 219H146L145 221H147ZM214 220V219H213ZM221 220V219H220ZM223 220V222H224ZM227 220V218H226ZM232 220V219H231ZM239 220V219H238ZM58 221V220H57ZM134 222L136 220H133ZM143 221V220H142ZM145 221H143L145 223ZM182 221V220H181ZM192 221V220H191ZM215 221V220H214ZM219 221V220H218ZM235 221V220H234ZM56 222V221H55ZM130 222V221H129ZM132 222V221H131ZM138 221V224H141V222ZM152 222V220H151ZM158 222V221H157ZM206 222V221H205ZM222 222V221H220ZM219 222V223H220ZM240 222V221H239ZM61 223V222H60ZM137 223V222H136ZM148 223V221H147ZM154 223V222H152ZM217 223V222H215ZM231 223V222H229ZM228 223V224H229ZM128 224V223H127ZM133 224V222H132ZM137 224V225H138ZM158 224V223H157ZM183 224V223H182ZM233 224V223H232ZM231 224V225H232ZM239 224V223H238ZM38 225V226H36ZM61 225V224H59ZM131 225V224H130ZM129 225V226H130ZM135 225V223H134ZM136 226V229L137 228ZM143 225V224H141ZM140 225V226H141ZM147 225V224H146ZM150 225V224H149ZM153 224H151L150 226H152ZM156 225V224H155ZM154 225V226H155ZM193 225V224H192ZM190 223L191 227L192 226ZM197 225V224H196ZM211 225V224H210ZM209 225V226H210ZM217 225V224H216ZM213 225V226H216ZM221 225V224H219ZM218 225V226H219ZM225 225V224H224ZM227 225V224H226ZM240 225V224H239ZM126 226V225H125ZM139 226V227H140ZM230 226V224H229ZM57 227V226H56ZM78 227V226H77ZM128 227V226H126ZM132 229L135 230V228H133V226L131 225ZM143 227V226H142ZM141 227V229L138 231L143 230ZM158 227V225H157ZM189 227V226H188ZM211 227V226H210ZM221 227V226H220ZM222 227H224L222 225ZM221 227V229H222ZM124 229V227H122ZM129 228V227H128ZM144 228H149L144 227ZM152 228V227H150ZM156 228V227H155ZM153 227V229H155ZM177 228V227H176ZM229 229V227H224V232H226L225 229ZM53 229V228H52ZM215 229V228H214ZM243 229V228H242ZM45 230V231H46ZM151 230V229H150ZM149 230V231H150ZM160 230V229H159ZM162 230V229H161ZM194 229L191 230V233L189 232V235L192 236L194 235L193 231ZM206 230V227H205ZM204 230V231H205ZM208 230V228H207ZM211 230V229H210ZM216 230V229H215ZM219 230V229H217ZM238 230V229H237ZM137 231V232H138ZM147 231V229L145 230V232ZM153 231V230H152ZM151 231V232H152ZM155 231V230H154ZM177 231V230H176ZM213 231V230H212ZM211 231V232H212ZM239 231V230H238ZM242 231V230H241ZM43 232V231H42ZM51 232V231H50ZM49 232V233H50ZM56 233V236H59L58 239H60V235L62 234V230L61 229H55L54 231ZM74 232V231H73ZM128 232L123 230L122 233ZM135 232V231H134ZM144 233V236L146 235L144 231H141ZM183 232V231H182ZM207 233V231H205ZM209 232V231H208ZM223 232V233H224ZM229 232V231H228ZM162 233V232H161ZM178 233V232H177ZM185 233V230H184ZM183 233V234H184ZM33 234V233H31ZM114 234V233H113ZM136 234V233H134ZM141 234L142 233H139ZM148 234V233H147ZM150 234V232H149ZM160 234V233H159ZM157 234V235H159ZM163 234V233H162ZM162 234L160 237H162ZM180 234V233H179ZM210 234V233H208ZM212 234V233H211ZM216 234V233H215ZM227 234V232L225 233ZM229 234H232V232H229ZM125 235V234H123ZM132 235V234H131ZM154 235V234H153ZM151 234V237L153 236ZM172 235V234H171ZM198 235V234H197ZM207 235V234H206ZM205 235V236H206ZM220 235V234H219ZM222 235V234H221ZM54 236V237H56ZM133 236V235H132ZM140 236V235H137ZM143 236V235H142ZM155 236V235H154ZM153 236V237H154ZM178 236V235H177ZM182 236V235H181ZM188 236V234H187ZM189 236V238H190ZM204 236V235H203ZM209 236V235H208ZM208 236H207V241H206L204 246L201 248V254H204L207 252L206 251H217L216 249H218V245H220L221 243V237H219L218 235L216 236H212V238H210L209 236V241H208ZM226 236V235H225ZM229 236V235H228ZM118 237V236H117ZM116 237V238H117ZM148 237V236H146ZM149 237V239L151 238ZM200 237V236H199ZM227 237V236H226ZM232 237V236H231ZM73 238V237H72ZM177 238V237H176ZM192 238V237H191ZM194 238V237H193ZM198 238V236H197ZM224 238V236H223ZM229 238V237H228ZM139 239V238H138ZM147 239V238H146ZM233 239V237H232ZM50 240V238H49ZM48 240V241H49ZM119 240V238H118ZM162 240H164L162 238ZM172 240H174V238H172ZM188 240V238H187ZM196 240V237H195ZM3 245L0 246L1 249V253H0V257H1V262L4 264H42L45 261V253L47 251V246L42 245L40 243H37L35 240H32L28 242V240L26 241V238L24 237L23 233H19L18 229L15 228L14 229V234H6L5 231L3 232ZM61 241V240H60ZM73 241V240H72ZM115 241V238H114ZM185 241V240H184ZM197 241V240H196ZM46 242V241H44ZM62 242V241H61ZM60 242V243H61ZM116 242V241H115ZM114 242V243H115ZM126 242V241H125ZM136 242H137V237H136ZM139 242L140 239H139ZM166 242V241H163ZM201 242V240H200ZM223 242V241H222ZM226 242V241H225ZM224 242V243H225ZM48 243V242H46ZM113 243V244H114ZM127 243V242H126ZM174 242H172L173 244ZM189 243V242H188ZM15 245L14 248H12V245ZM135 244V243H134ZM142 244V243H141ZM144 244V243H143ZM142 244V245H143ZM170 244V243H169ZM176 244V242H175ZM187 244V243H186ZM191 244V243H190ZM189 244V245H190ZM203 244V243H202ZM222 244V243H221ZM227 243H225L226 246ZM57 245V244H56ZM146 245V244H145ZM144 245V247H145ZM162 245V244H161ZM160 245V246H161ZM188 245V244H187ZM188 245V246H189ZM193 245V244H191ZM198 245V244H197ZM110 246V245H109ZM137 246V245H136ZM199 246V245H198ZM224 246V245H222ZM112 247V246H111ZM114 247V246H113ZM126 247V246H125ZM173 247V246H172ZM195 247L196 246H192ZM220 247V246H219ZM228 247V245H227ZM226 247V251L227 248ZM231 247V246H230ZM139 248V246L137 247ZM146 248V247H145ZM142 248V249H145ZM155 248V247H154ZM193 248V250L195 249ZM127 248H125L126 251ZM141 249V247L139 248ZM150 249V248H149ZM192 249V248H191ZM200 249V248H198ZM224 249V248H221ZM221 249H219V252L221 251ZM230 249V248H229ZM190 250V249H189ZM196 250V249H195ZM203 250V251H202ZM111 251V250H109ZM117 251V250H116ZM124 251V252H125ZM141 251V250H140ZM145 251V250H144ZM147 251V249H146ZM175 251V250H173ZM172 251V252H173ZM199 251H196L199 254ZM212 251V252H214ZM225 251V250H224ZM119 252V251H118ZM139 252V251H138ZM143 252V251H142ZM194 251H192L193 253ZM218 252V251H217ZM218 252V253H219ZM115 253V252H114ZM112 253V254H114ZM148 253L149 256H151ZM195 253V252H194ZM193 253V254H194ZM196 253V254H197ZM215 253V252H214ZM221 253H223V250L220 252V254H218L219 256H222ZM111 254V253H110ZM122 254V253H120ZM145 254V253H144ZM169 255V253H167ZM191 254V253H190ZM190 255V256H193ZM212 254V253H210ZM91 255V254H90ZM93 255V254H92ZM118 256V254H116ZM135 255H138L135 254ZM153 255V254H152ZM209 255V253H208ZM214 255V254H213ZM212 255V256H213ZM216 257H217V253H215ZM89 256V255H88ZM103 256V255H102ZM109 256V255H108ZM107 256V257H108ZM130 256V255H129ZM148 256V257H149ZM162 256V254H161ZM195 256V254H194ZM206 255H204L205 257ZM210 255V257H212ZM93 257V256H92ZM106 257V256H105ZM116 257V256H115ZM119 257V256H118ZM116 257V259L118 258ZM138 257V256H137ZM144 257V256H143ZM148 257H144V261L148 260ZM187 257V255H186ZM201 257V256H199ZM198 257V258H199ZM203 257V256H202ZM109 258V257H108ZM120 258L122 259V257L120 256ZM128 258V257H127ZM130 258V257H129ZM142 258V257H141ZM161 258V257H160ZM171 257H169L170 260ZM188 258V257H187ZM186 258V259H187ZM190 258V257H189ZM207 258V257H206ZM213 258V257H212ZM215 258V257H214ZM87 259V258H86ZM115 259V260H116ZM147 259V260H146ZM158 259V258H157ZM166 259V257H165ZM164 259V260H165ZM195 259V257H194ZM197 259V257H196ZM201 259V258H199ZM90 260V259H88ZM94 261V257L92 259ZM99 262V258L97 259ZM104 259H102L103 262ZM108 260V259H107ZM106 260V261H107ZM110 260V259H109ZM130 260L132 261V259L130 258ZM129 260V261H130ZM137 260V258H136ZM142 260V259H141ZM192 262L193 259H191ZM187 261L188 262H191ZM202 260V259H201ZM206 260V259H205ZM203 260V261H205ZM212 260V259H211ZM91 261V260H90ZM121 261V260H120ZM128 261V260H127ZM158 261V260H157ZM168 261V258H167ZM172 262V260H170ZM168 261V262H170ZM176 261V260H174ZM198 262H200V260H196ZM84 262V261H83ZM97 262V261H96ZM101 262V261H100ZM101 262V264H103ZM113 262V261H110ZM119 262V261H117ZM134 262V261H133ZM143 262V261H142ZM140 262V263H142ZM162 262V260H161ZM159 262V263H161ZM167 262V263H168ZM170 262V263H171ZM179 261H176V263ZM181 262V261H180ZM208 262V260H207ZM209 262H212L209 260ZM214 262V261H213ZM95 263V262H94ZM109 264V262H107ZM104 263V264H107ZM116 263V262H115ZM130 264H132L131 262H129ZM144 263V262H143ZM145 263H148L145 262ZM154 263V262H153ZM157 262L155 261V264ZM166 263V261L164 262ZM163 263V264H164ZM175 263V262H173ZM172 263V264H173ZM186 263V261H185ZM203 263V262H201ZM200 263V264H201ZM205 263V262H204ZM88 264V263H85ZM90 264V263H89ZM99 264V263H96ZM120 264V263H119ZM128 264V263H127ZM135 264V263H134ZM137 264V263H136ZM139 264V263H138ZM192 264V263H190ZM194 264V263H193ZM199 264V263H198ZM206 264V263H205ZM211 264V263H210Z\"/></svg>",
  "mask_w": 264,
  "mask_h": 264
}]
</instances>
